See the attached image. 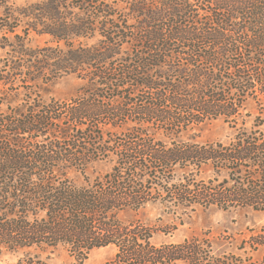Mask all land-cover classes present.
<instances>
[{
	"label": "trees",
	"instance_id": "obj_1",
	"mask_svg": "<svg viewBox=\"0 0 264 264\" xmlns=\"http://www.w3.org/2000/svg\"><path fill=\"white\" fill-rule=\"evenodd\" d=\"M0 252L48 264H264L255 244H155L149 204L264 212V0H0ZM22 27V28H21ZM21 29V31H20ZM32 32L49 36L32 46ZM82 80L70 98L42 83ZM6 108L2 109V106ZM223 118L233 133L202 142ZM255 258V254H259Z\"/></svg>",
	"mask_w": 264,
	"mask_h": 264
},
{
	"label": "rangeland",
	"instance_id": "obj_2",
	"mask_svg": "<svg viewBox=\"0 0 264 264\" xmlns=\"http://www.w3.org/2000/svg\"><path fill=\"white\" fill-rule=\"evenodd\" d=\"M15 6L22 7L28 0H12ZM0 12H2L0 10ZM22 28V27H21ZM21 31V29H20ZM49 40L47 35H38L32 32L29 42L32 46L45 45ZM76 75H64L48 83H42V91L46 98L51 96L70 98L74 96L82 85ZM6 106H2V109ZM248 111L251 116L247 118V125L251 127L257 116L264 121V107L252 102ZM264 132V123L261 125ZM199 141L226 140L233 133L230 124L223 118L212 119L197 126L194 130ZM140 218L157 229L153 238L155 244H179L192 237H199L205 244H255L251 236L262 233L264 225V212L254 209L233 208L220 210L216 207L194 209L172 208L160 203L149 204L139 214ZM117 248L113 245L95 248L85 261V264H106L115 257ZM32 254H39L48 264H69L77 261V256L65 247L45 250L32 249ZM23 252L14 253L8 250L0 252V264H13ZM259 254H255L258 258Z\"/></svg>",
	"mask_w": 264,
	"mask_h": 264
}]
</instances>
